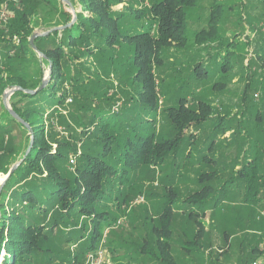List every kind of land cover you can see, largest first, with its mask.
Listing matches in <instances>:
<instances>
[{"label": "rangeland", "instance_id": "374dc122", "mask_svg": "<svg viewBox=\"0 0 264 264\" xmlns=\"http://www.w3.org/2000/svg\"><path fill=\"white\" fill-rule=\"evenodd\" d=\"M21 1H2L0 10L8 4V20L0 24V29L10 25L15 18V9H22ZM124 1L113 7L116 12L127 13L123 19L122 33L136 34L134 28L137 26L147 28L150 13L148 17L136 20L133 8H150L155 0H146L144 3ZM125 4L133 8L125 10ZM216 11V21H219L216 38L210 39L215 40L214 43L207 41L197 44L195 33L208 29L210 13ZM188 15L186 47L163 49L162 65L154 67L159 93L155 135L162 142L174 139L175 133L167 109L177 107L182 96L187 97L190 104H209L211 119L198 127L187 129L184 145L175 154L168 155L165 163L143 166L132 173L125 190L117 182L106 188V193H109L104 200L106 211L116 220L111 227L105 228L103 239L94 251L85 253V250H81L88 244L86 239L81 243L78 240L79 227L85 222L81 216L72 217L73 221L80 224L77 229L74 226L63 227L53 235L60 249V257L64 256L68 260L64 264H150L155 258L150 252L142 253V250L145 246L146 250L150 248L154 255L157 254L155 230L161 229L163 218L160 215L164 205L170 203L173 206L167 219L172 237L169 242L172 243L176 264H185V257L188 256L184 252L194 253L196 250L191 254L195 261L187 260V264H264V62L257 58L258 54L264 55V0H197ZM35 32L41 34L42 30ZM10 38L8 32L1 37L0 52H5L14 60L16 52L12 50L11 44L16 37L12 41ZM96 42L101 41H93ZM74 51L77 55L73 63L74 77L88 82L86 86L92 90L89 97L94 100V108H113L117 111L125 106L128 92L132 97L140 93L138 87L131 88L129 83H125L127 70L121 65L104 69L94 56L89 57L78 49ZM6 58L3 53L0 54L2 78L8 75L4 66ZM41 58L38 53L36 56L31 53L22 55L15 73L39 77L42 72L43 80L50 81L48 66ZM224 62H227V73L222 71ZM197 65H200L199 69H195ZM194 69L195 72L207 73V78L198 80ZM96 79L102 82L98 84ZM249 82L252 87L243 101L244 86ZM215 84L220 87L214 89ZM65 86L72 85L68 82ZM103 89L108 93H101ZM12 91L13 88L9 86L2 96L4 105V97L8 94L6 102L9 109H12L10 103L15 93ZM93 91H98L99 95ZM2 102L0 169L5 166L9 169L19 163L21 165L29 138L21 126L6 115L5 109L1 107ZM74 103L75 98L70 95L66 102L68 110L61 113L68 117L69 112L76 108ZM41 110L42 113L37 114L36 118L40 124H45L48 132L50 121L44 122V106ZM257 112L260 113L259 121L256 119ZM53 119L56 121V117ZM222 120L226 121L225 126L221 124ZM238 122L242 130L237 131ZM55 127L63 140L64 128ZM190 136L196 138L195 144L190 142ZM56 146L53 144L55 149ZM77 152H80L78 144ZM76 163V158L71 155L70 166ZM7 175L0 173V187ZM250 179H255V183L251 184ZM204 187L212 189L206 202L202 205L197 201L192 204L186 202L190 195L200 192ZM198 220L204 229L201 238H197ZM87 231H90L89 226ZM87 236L85 232L84 237ZM69 237L77 246L67 245L65 241ZM195 241L198 244H193ZM73 255H78V258ZM98 257L101 262H98ZM60 260L56 264H60Z\"/></svg>", "mask_w": 264, "mask_h": 264}, {"label": "trees", "instance_id": "16d2710c", "mask_svg": "<svg viewBox=\"0 0 264 264\" xmlns=\"http://www.w3.org/2000/svg\"><path fill=\"white\" fill-rule=\"evenodd\" d=\"M2 1L0 0V5ZM67 1L74 9L75 22L64 30L37 37L33 44L37 52L30 44L36 30L45 33L56 27L67 26L74 19L71 8L62 0H22V9H15V18L10 25L0 29V39L6 32L11 35L10 41L16 37L11 44L12 50L16 52L14 60L5 52H0L7 57L4 66L8 72L2 78L0 71V103L9 86L14 89L36 90L41 85L42 72L39 77H25L21 72L15 73L22 55L41 54V61L48 66L49 72L51 70L50 81L44 90L35 95L16 90L10 103L12 111L27 122L34 132L31 151L24 160L31 135L12 117L3 102L1 104L10 120L21 126L28 135L29 144L22 154L21 165L10 175L0 193V264H56L60 259V264L68 263L64 256L60 257V249L53 235L63 227L74 226L77 229L80 224L72 219L77 215L85 219L79 227V243L85 239L88 241L81 250H85V253L94 251L103 239L105 228L111 227L116 220V217L106 211L104 200L109 195L106 188L117 182L125 190L132 173L143 166L165 163L168 155L175 154L184 145L187 129L198 127L211 119L209 104H190L187 97L182 96L179 97L177 107L167 109L170 125L175 133L174 139L162 142L155 135L159 93L154 67L162 65L163 49L186 47L188 14L197 0H155L150 8L141 7L140 10L125 4V10L133 8L136 20L148 17L150 13L147 28H138L136 25V34L130 35L122 33L123 19L127 13L113 9L124 0ZM217 12L210 13L207 30L195 33L197 44L207 41L214 43L215 40L210 39L216 38L219 23L216 21ZM94 40L101 42L93 43ZM76 49L99 59V65L104 69L121 65L127 70L128 78L124 80L125 83H129L131 88L138 87L140 93L132 97L128 92L125 95V106L117 111L113 108H94V100L89 97L92 90L86 86L88 82L74 77ZM123 54L124 57H121ZM257 58L264 62V55L258 54ZM226 63L222 66L223 73L228 72ZM198 67L200 65L195 69H199ZM195 76L202 80L208 74L196 71ZM96 81L98 84L102 82L100 79ZM68 82L71 83V88L65 86ZM123 85L125 86L124 83ZM213 87L216 89L220 86L215 84ZM251 87L250 82L244 86L243 101ZM103 92L104 89L101 93ZM94 94L99 95V92ZM70 95L75 98L76 108L67 117L61 112L68 110L66 102ZM43 106L44 122L50 121L48 132L45 124H40L36 118L37 114L42 113ZM53 117H56V121ZM256 119L261 120L259 112ZM222 121L221 124L225 126L226 121ZM55 125L64 128L63 140L57 134L59 131ZM240 125L238 122L234 129L242 130ZM195 139L194 136L189 137L190 142L194 143ZM53 144L57 145L56 149ZM77 144L80 152H77ZM71 155L77 161L74 166H70ZM1 160L2 158L0 163ZM10 169L2 167L0 173L7 175ZM254 180L250 179L249 182L253 184ZM211 190V187H204L200 192L190 195L186 202L192 204L197 201L202 205L207 201ZM172 206L173 203L164 205L160 215L163 218L161 229L155 228L157 254L154 255L150 248L146 250L145 246L142 250L144 254L150 252L159 264L177 263L171 255L168 237L171 230L167 219ZM196 223L201 226L200 220ZM88 226L90 231H87ZM85 232L88 233L87 238L84 237ZM199 235L200 230L197 236L200 237ZM65 242L67 245L77 246L70 237Z\"/></svg>", "mask_w": 264, "mask_h": 264}, {"label": "water", "instance_id": "95a60500", "mask_svg": "<svg viewBox=\"0 0 264 264\" xmlns=\"http://www.w3.org/2000/svg\"><path fill=\"white\" fill-rule=\"evenodd\" d=\"M62 1H63L65 4L69 5V7L71 8V10H72V12H73V14H74V19H73V21H72L69 25H67V26L56 27V28H54V29L51 30V31H48V32H45V33H41V34H38V33L34 34V35L32 36V38L30 39V44L32 45L34 51L37 52L36 47L33 45V44H34L33 42H34V40H35L37 37H44V36H46V35L52 33L53 31H61V30H64V29H66L68 26H70L71 24H73V23L75 22V20H76V15H75V13H74V9H73L72 5H71L70 2H68L67 0H62ZM40 55H41V54H40ZM41 56H42V55H41ZM42 57H43V56H42ZM50 75H51V70H50V73H49V75H48V76H49L48 78H50ZM48 82H49V79H44V80L42 81L40 87L37 88L36 90H25V89H23V88H15V89L13 88V91H12V92L18 90V91H23V92L26 93V94L35 95L36 93H38V92L44 90V88L48 85ZM7 98H8V94L5 95V97H4V105H5L6 109L10 112V114L12 115V117H13L14 119H16L21 125H23V126L29 131V133H30V135H31L30 146H29V148H28V150H27V152H26L25 157L23 158V160H24V159L28 156V154L30 153V151H31V147H32L33 142H34V132H33L32 128L30 127V125H29L27 122H25L23 119H21V118L15 113V112L12 111V109H9V108L7 107V102H6ZM23 160H22V161H23ZM22 161H21V162H22ZM19 166H20V163H19L18 165L14 166L13 168L10 169L8 175L6 176L5 180L3 181V183H2V185H1V187H0V193H1L2 187L4 186V184L6 183V181L8 180V178L10 177V175H11V174H12V173H13V172H14Z\"/></svg>", "mask_w": 264, "mask_h": 264}, {"label": "crops", "instance_id": "0c3cea01", "mask_svg": "<svg viewBox=\"0 0 264 264\" xmlns=\"http://www.w3.org/2000/svg\"><path fill=\"white\" fill-rule=\"evenodd\" d=\"M41 81H43V78L41 79ZM42 83V82H41ZM200 230V237H198L197 236V238H201L202 237V234H204V229H203V227H199L198 228V231ZM169 237V240L172 238V237H170V235L168 236ZM186 244V243H185ZM193 244H198L196 241L195 242H193ZM184 249V248H183ZM197 251V250H196ZM196 251H194V253L196 252ZM194 253H192L191 251H188L187 253H185L184 252V255L185 256H188V257H185V259H186V261H185V264H187V260L188 261H195V260H193V255H191V254H194ZM171 255H172V257L175 259V256H174V254L172 253V243H171ZM176 260V259H175ZM121 264V263H120ZM150 264H159L155 259H153L151 262H150Z\"/></svg>", "mask_w": 264, "mask_h": 264}, {"label": "built area", "instance_id": "2783aa9c", "mask_svg": "<svg viewBox=\"0 0 264 264\" xmlns=\"http://www.w3.org/2000/svg\"><path fill=\"white\" fill-rule=\"evenodd\" d=\"M7 6H8V4L4 5L3 9L0 10V24L4 23V21L6 22L8 20V17H6V15L8 14V7ZM73 162L74 161L72 160V163ZM98 262H101V260H99V257H98Z\"/></svg>", "mask_w": 264, "mask_h": 264}]
</instances>
